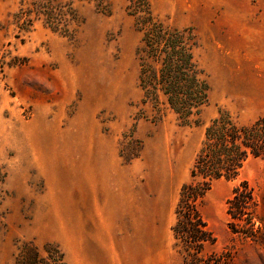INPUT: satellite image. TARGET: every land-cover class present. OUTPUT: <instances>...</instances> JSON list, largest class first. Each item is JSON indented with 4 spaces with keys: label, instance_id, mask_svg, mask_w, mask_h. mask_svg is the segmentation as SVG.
Listing matches in <instances>:
<instances>
[{
    "label": "rangeland",
    "instance_id": "obj_1",
    "mask_svg": "<svg viewBox=\"0 0 264 264\" xmlns=\"http://www.w3.org/2000/svg\"><path fill=\"white\" fill-rule=\"evenodd\" d=\"M150 2L202 39L212 93L200 125L137 120L141 35L128 0H109L110 15L81 7L73 40L38 25L24 44L8 25L20 0H0V264H15L25 240L58 244L68 264H264V159L200 204L211 236L200 253L172 231L219 110L245 124L264 118V0Z\"/></svg>",
    "mask_w": 264,
    "mask_h": 264
},
{
    "label": "trees",
    "instance_id": "obj_2",
    "mask_svg": "<svg viewBox=\"0 0 264 264\" xmlns=\"http://www.w3.org/2000/svg\"><path fill=\"white\" fill-rule=\"evenodd\" d=\"M86 4H95L103 14H111L109 0H20L18 10L8 17V25L15 28L16 38L23 44L38 25L73 40L86 23L81 13ZM126 11L141 35L136 52L141 91L137 120L155 123L171 114L182 126L200 125L211 102L212 86L202 61L203 43L198 31L193 26L179 28L161 18L150 0H128ZM252 158L264 159V118L245 124L230 111L219 110L206 127L190 178L180 192L172 227L177 245L200 253L211 239L200 204L216 182L237 180ZM5 178L0 174V182ZM241 187L247 188L248 183L243 182ZM235 194L236 198L240 196V187ZM250 198L251 193L243 201ZM3 202L5 198L0 195V222L6 217ZM15 264L68 263L58 244L39 246L25 240L17 245Z\"/></svg>",
    "mask_w": 264,
    "mask_h": 264
}]
</instances>
